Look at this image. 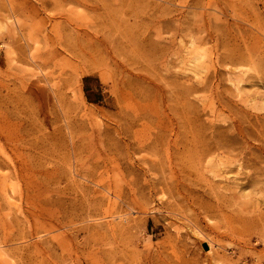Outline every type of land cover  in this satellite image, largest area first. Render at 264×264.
<instances>
[{
    "label": "rangeland",
    "instance_id": "obj_1",
    "mask_svg": "<svg viewBox=\"0 0 264 264\" xmlns=\"http://www.w3.org/2000/svg\"><path fill=\"white\" fill-rule=\"evenodd\" d=\"M0 264H264V0H0Z\"/></svg>",
    "mask_w": 264,
    "mask_h": 264
},
{
    "label": "crops",
    "instance_id": "obj_2",
    "mask_svg": "<svg viewBox=\"0 0 264 264\" xmlns=\"http://www.w3.org/2000/svg\"><path fill=\"white\" fill-rule=\"evenodd\" d=\"M202 250L206 251V245H202Z\"/></svg>",
    "mask_w": 264,
    "mask_h": 264
}]
</instances>
